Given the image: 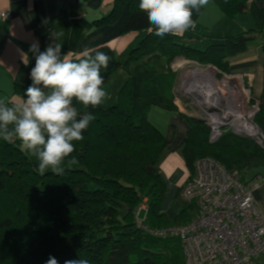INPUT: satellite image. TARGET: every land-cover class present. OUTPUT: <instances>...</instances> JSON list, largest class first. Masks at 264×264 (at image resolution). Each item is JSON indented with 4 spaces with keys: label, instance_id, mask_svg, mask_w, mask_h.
<instances>
[{
    "label": "trees",
    "instance_id": "obj_1",
    "mask_svg": "<svg viewBox=\"0 0 264 264\" xmlns=\"http://www.w3.org/2000/svg\"><path fill=\"white\" fill-rule=\"evenodd\" d=\"M214 1L228 18L250 13L258 27L202 52L192 49L184 36L154 35L139 0L113 1L112 10L96 22L99 26L116 24L126 12L123 33L147 34L138 47L119 56L108 47L97 49L111 57L101 70L108 97L95 109L73 102L80 116L91 112L95 119L83 131V140L75 142L77 163L70 168L65 164L63 175H40L36 159L18 141L0 139V264H46L49 257L58 264L77 259L91 264H186L179 238L152 236L138 226L142 220L152 231L165 230L192 219L186 210L176 217L162 212L165 187L158 165L168 142L149 122V111H178L175 60L228 73V58L258 38L264 41V19L251 0ZM31 84L16 87V95L26 99ZM259 102L255 120L264 132V90ZM184 118L189 133L182 154L191 173L203 157L231 171L264 162L263 149L252 139L226 132L211 143L205 123Z\"/></svg>",
    "mask_w": 264,
    "mask_h": 264
},
{
    "label": "crops",
    "instance_id": "obj_2",
    "mask_svg": "<svg viewBox=\"0 0 264 264\" xmlns=\"http://www.w3.org/2000/svg\"><path fill=\"white\" fill-rule=\"evenodd\" d=\"M113 1L0 0V13L9 14L6 21H0V98L11 102L23 100L16 95V87L32 81L30 72L35 66V55L30 49L37 44L40 51L46 50L55 42V32L62 33L58 40L62 43L61 54H67L72 60L106 47L118 56L138 47L147 32L124 34L126 12L114 25L99 26L96 23L112 10ZM250 5L264 19V0H251ZM193 19L196 27L184 32V39L192 49L202 52L255 25L250 13L228 18L214 0H208L198 13H194ZM263 44L264 41L258 38L247 44L243 53L227 59L228 74L242 75L243 83L256 99L261 98L264 90ZM184 114L180 110L168 112L152 107L148 115L149 122L156 125L168 142L158 165L165 187L163 213H170L169 206L180 196L181 188L193 174L182 154L189 133L184 118L187 114ZM238 171L243 183L255 185L254 199L264 216V162L250 163ZM256 264H264V259H258Z\"/></svg>",
    "mask_w": 264,
    "mask_h": 264
},
{
    "label": "built area",
    "instance_id": "obj_3",
    "mask_svg": "<svg viewBox=\"0 0 264 264\" xmlns=\"http://www.w3.org/2000/svg\"><path fill=\"white\" fill-rule=\"evenodd\" d=\"M8 18L7 12L0 13V21ZM169 35L180 38L184 33ZM190 63L196 64L186 71L195 74L190 84L195 91L187 89L185 73L181 80L178 75ZM173 70L178 75L174 103L181 109L183 97H195L196 110L190 117L207 125L209 142L215 143L230 132L252 139L264 151V132L255 120L260 102L243 83L242 75L185 59L176 60ZM254 186L243 183L239 171L228 170L213 158H199L180 191L182 198L195 206V217L184 226L165 230L152 231L142 220L138 226L152 236L179 238L186 264H256L264 259V216L256 205Z\"/></svg>",
    "mask_w": 264,
    "mask_h": 264
},
{
    "label": "clouds",
    "instance_id": "obj_4",
    "mask_svg": "<svg viewBox=\"0 0 264 264\" xmlns=\"http://www.w3.org/2000/svg\"><path fill=\"white\" fill-rule=\"evenodd\" d=\"M208 0H139V9L146 13L154 35L182 34L195 29L194 13ZM62 33H54L55 42L40 51L37 44L30 49L35 55L31 69L32 84L26 99L11 102L0 98V139L18 141L21 149L37 161V171L45 175H63L67 167L77 163L72 156L75 142L83 140V131L95 119L91 112L82 116L73 102L93 109L108 97L102 69H107L111 57L101 51L72 60L61 54ZM28 63L27 56L24 57ZM78 116L80 118L78 119ZM46 264H58L49 257ZM64 264H91L88 259L66 260Z\"/></svg>",
    "mask_w": 264,
    "mask_h": 264
},
{
    "label": "rangeland",
    "instance_id": "obj_5",
    "mask_svg": "<svg viewBox=\"0 0 264 264\" xmlns=\"http://www.w3.org/2000/svg\"><path fill=\"white\" fill-rule=\"evenodd\" d=\"M256 27H258V26H257L256 21H255L254 27H248V29L245 32H248L250 28H251L250 30H254V28H256ZM181 60H183V58H181L180 61ZM174 64H172V68H173ZM195 65H196L195 63L194 64H192V63L185 64L184 67L178 71L179 80L182 79V77L184 76V73H186L187 70H192ZM179 83H180V81H179ZM177 85H179V84H177ZM194 98L195 97H191V96L183 97V99L180 102L181 109L177 107L178 110L183 112V114L185 113L188 116H190L196 110L195 109L196 108V106H195L196 105V100ZM185 105H187V107H185ZM150 122L152 123V125L154 124L152 121H150ZM190 205L191 204H188L184 200V198H182V196L180 195V196H177L176 197V201L172 205L169 206L168 212H170V214L172 216L176 217L177 215L182 214L186 210L188 216L191 215L194 218L195 215H196V210H194L192 208V206H190Z\"/></svg>",
    "mask_w": 264,
    "mask_h": 264
},
{
    "label": "bare ground",
    "instance_id": "obj_6",
    "mask_svg": "<svg viewBox=\"0 0 264 264\" xmlns=\"http://www.w3.org/2000/svg\"><path fill=\"white\" fill-rule=\"evenodd\" d=\"M186 75H185V78H184V81L186 82V87H187V89L189 90V91H191V90H196L195 89V87L194 86H192V85H190L191 84V81L193 80V76H195V74L194 73H190V72H187V73H185Z\"/></svg>",
    "mask_w": 264,
    "mask_h": 264
},
{
    "label": "water",
    "instance_id": "obj_7",
    "mask_svg": "<svg viewBox=\"0 0 264 264\" xmlns=\"http://www.w3.org/2000/svg\"><path fill=\"white\" fill-rule=\"evenodd\" d=\"M197 120H199L200 122H203L202 120H200V119H197ZM204 123V122H203Z\"/></svg>",
    "mask_w": 264,
    "mask_h": 264
}]
</instances>
